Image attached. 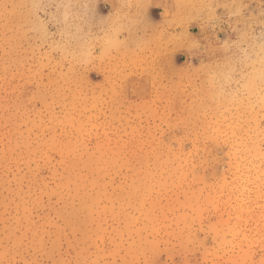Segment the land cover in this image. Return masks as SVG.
<instances>
[{
  "label": "rangeland",
  "instance_id": "rangeland-1",
  "mask_svg": "<svg viewBox=\"0 0 264 264\" xmlns=\"http://www.w3.org/2000/svg\"><path fill=\"white\" fill-rule=\"evenodd\" d=\"M0 264H264V0H0Z\"/></svg>",
  "mask_w": 264,
  "mask_h": 264
},
{
  "label": "bare ground",
  "instance_id": "bare-ground-1",
  "mask_svg": "<svg viewBox=\"0 0 264 264\" xmlns=\"http://www.w3.org/2000/svg\"><path fill=\"white\" fill-rule=\"evenodd\" d=\"M108 152V151H107ZM105 159V158H104ZM109 159V158H108ZM128 167V166H127Z\"/></svg>",
  "mask_w": 264,
  "mask_h": 264
}]
</instances>
